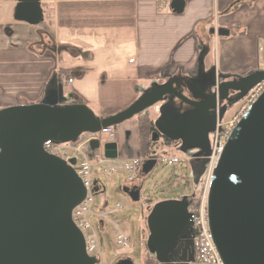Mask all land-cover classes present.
<instances>
[{
    "label": "water",
    "instance_id": "1",
    "mask_svg": "<svg viewBox=\"0 0 264 264\" xmlns=\"http://www.w3.org/2000/svg\"><path fill=\"white\" fill-rule=\"evenodd\" d=\"M184 4L185 0H170L169 8L181 13ZM14 19L41 22L39 0H17ZM228 33L216 31L218 36ZM262 80L264 70L220 81L173 78L101 119L84 104L59 106L60 88L49 90L40 102L0 109V264H94L71 217L85 188L69 164L43 150L44 141H74L83 132L115 126L155 106L157 132L180 141L183 149L199 148L204 157L209 152L208 132L229 105L228 97L236 92L245 95ZM157 132L152 140L158 138ZM102 150L108 159L117 156L114 141L105 142ZM154 165V158L145 160L141 173L147 174ZM140 189L124 185L122 190L138 201ZM207 212L223 264H264V90L236 124L213 169ZM189 217L186 196L160 200L150 208L146 244L158 263L192 260L193 253L177 256L182 242L192 245L185 238ZM116 264L131 263L126 259Z\"/></svg>",
    "mask_w": 264,
    "mask_h": 264
},
{
    "label": "crops",
    "instance_id": "2",
    "mask_svg": "<svg viewBox=\"0 0 264 264\" xmlns=\"http://www.w3.org/2000/svg\"><path fill=\"white\" fill-rule=\"evenodd\" d=\"M169 2L160 9L159 0H39L43 19L29 24L14 19L17 0H0V109L60 88L59 106L84 104L101 119L173 78L220 81L260 70L264 0H185L181 13ZM220 28L228 35L218 36ZM146 111L155 122L158 108ZM113 127L114 161L140 155L136 117ZM100 147L89 141L91 161L104 156Z\"/></svg>",
    "mask_w": 264,
    "mask_h": 264
},
{
    "label": "built area",
    "instance_id": "3",
    "mask_svg": "<svg viewBox=\"0 0 264 264\" xmlns=\"http://www.w3.org/2000/svg\"><path fill=\"white\" fill-rule=\"evenodd\" d=\"M169 0H159V8L164 9ZM258 51H264V36L260 39ZM260 70H264V61L261 63ZM67 84L72 82V78L67 79ZM264 90V80L255 84L245 94L246 98L241 103L238 110L227 120H223L224 113L220 119L217 118L215 128L211 131L209 140V152L201 159L204 160L203 171L206 173L203 189L199 197H196L194 191L186 196L188 201L189 225L188 232L185 236L186 239L192 241L193 258L188 264H223L219 257L212 234L209 227L208 212H207V192L211 174L216 166L225 146L226 142L235 128L236 124L240 121L242 115L247 108L258 98ZM115 129L113 126L101 128L95 133H88L87 137L82 140H75L70 142H58L54 140H46L42 143L43 150L55 157L64 160L69 164L77 173L84 188L85 194L82 200L72 209L71 217L74 225L79 229L84 238L85 251L88 256L94 258V264H103L99 251L98 231L91 221V217H96L98 221V228L104 229L107 222L116 230L115 244L126 248L130 243V237L127 233L120 229V224L109 221L106 210L107 202H103L98 211H94L95 194L99 188V184L95 181L92 171V162L87 154L88 143L92 139H96L101 145L105 142L113 141L115 138ZM158 139V138H157ZM155 139L153 143V150L160 147L158 140ZM149 158H154L155 163L166 161L170 165H178L187 163L188 158L184 156H166L161 157L158 154L150 153L145 155L130 156L116 160V164L109 165L101 171L107 177L116 174L118 170H123L128 173V183H133L137 180L138 171L141 169L143 162ZM109 160L102 154L96 155V165H102ZM77 167L74 168L72 164ZM193 178V177H192ZM96 188V190L94 189ZM183 197V196H182ZM181 197V198H182ZM179 198V199H181ZM123 208L119 203L115 204V209Z\"/></svg>",
    "mask_w": 264,
    "mask_h": 264
},
{
    "label": "rangeland",
    "instance_id": "4",
    "mask_svg": "<svg viewBox=\"0 0 264 264\" xmlns=\"http://www.w3.org/2000/svg\"><path fill=\"white\" fill-rule=\"evenodd\" d=\"M211 89L213 90V88ZM245 98L246 95H241L240 92L231 94L227 100L230 103L224 111L223 120L230 118L238 110ZM153 107L155 106H152V108ZM90 109L95 115L98 114L95 109ZM145 112L148 113V111ZM147 113L141 114L146 115ZM149 116L152 118L150 114ZM85 137H87V132L81 133L76 140H82ZM208 137H211V131L208 132ZM157 140L160 147L156 150H152V152L146 151L144 154L149 155L150 153H156L161 157L173 155L184 156L188 158V161L187 163L178 165H170L166 161L157 162L145 175L138 171L137 180L141 187L138 201H132L122 190L124 185L128 184L127 172L118 170L116 174L107 177L106 174L101 171L109 165L116 164V161H114L115 159H109L102 165H96L95 159L91 161L93 177L95 181L100 184L101 188L94 196V211H98L103 201H107L106 210L109 212L108 220L119 223L120 229L125 231L130 237V243L126 248L116 245L114 238L116 230L111 223L107 222L104 229L101 230L98 228L96 217H91V221L98 231L99 251L103 264H116L121 258L131 261L132 264H144L146 259H155L148 250L146 244L148 236L146 217L149 213V209L162 198L167 197L174 199L192 194L193 184L196 189V184L202 176L200 175L198 179H196L192 178L191 174L192 169L195 170L198 166L201 168L205 166V159H201L203 154L199 148L183 149L180 141L174 142L170 146H161V139L158 138ZM93 141L97 140L93 139ZM100 148L102 149V147ZM70 164L72 163L70 162ZM72 166L77 169L75 164H72ZM116 203L122 205L123 208L115 209ZM179 248L180 245L178 246V249Z\"/></svg>",
    "mask_w": 264,
    "mask_h": 264
},
{
    "label": "trees",
    "instance_id": "5",
    "mask_svg": "<svg viewBox=\"0 0 264 264\" xmlns=\"http://www.w3.org/2000/svg\"><path fill=\"white\" fill-rule=\"evenodd\" d=\"M143 114V112H142ZM141 113L137 114L136 119H137V124H138V140H139V152L140 155H145L144 152L146 151H150L152 152L153 150V143L154 140H152V134L154 132H157L155 126H154V120L152 118H150L149 114L147 113L146 115H142ZM134 117V116H133ZM158 138L161 139V146L165 145V146H170L172 143L177 142L174 140H170L167 137L161 135L160 133H158ZM206 178V173L203 171L202 172V176L199 178L198 183L196 184V189L194 188V184H193V191L194 194L196 195V197H199V195L202 192L203 189V185H204V181ZM198 190V191H195ZM181 197H177L174 199H179ZM164 199H170V198H162L161 200ZM173 199V198H171ZM150 210V209H149Z\"/></svg>",
    "mask_w": 264,
    "mask_h": 264
},
{
    "label": "flooded vegetation",
    "instance_id": "6",
    "mask_svg": "<svg viewBox=\"0 0 264 264\" xmlns=\"http://www.w3.org/2000/svg\"><path fill=\"white\" fill-rule=\"evenodd\" d=\"M179 250H180V252H179ZM179 250H178L177 256H182V255L189 256L193 251L192 245H186L183 242L180 244ZM182 251H183V253H182Z\"/></svg>",
    "mask_w": 264,
    "mask_h": 264
}]
</instances>
